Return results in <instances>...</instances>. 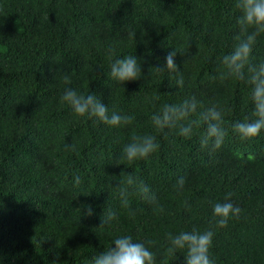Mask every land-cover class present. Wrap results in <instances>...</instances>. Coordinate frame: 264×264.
<instances>
[{"label": "trees", "instance_id": "16d2710c", "mask_svg": "<svg viewBox=\"0 0 264 264\" xmlns=\"http://www.w3.org/2000/svg\"><path fill=\"white\" fill-rule=\"evenodd\" d=\"M237 15L234 0H0V264H90L118 235L155 241L160 264H183L179 254H163L167 233L207 229L213 204L229 193L242 211L216 231L210 257L264 264V132L250 143L230 133L209 154L200 147L203 125L191 139L173 130L157 136L160 148L147 161L119 160L133 133H153L150 117L166 103L195 96L203 108L218 103L229 122L251 114L248 86L216 78ZM170 50L183 87L154 68ZM129 55L146 61L144 75L122 86L108 73ZM253 57L264 59V36ZM69 87L97 94L110 114L132 115L133 123L74 118L61 102ZM124 168L150 186L157 205L132 196L135 214L120 208L115 186ZM82 204L95 215L83 218ZM105 207L118 218L94 229Z\"/></svg>", "mask_w": 264, "mask_h": 264}, {"label": "clouds", "instance_id": "9594fccd", "mask_svg": "<svg viewBox=\"0 0 264 264\" xmlns=\"http://www.w3.org/2000/svg\"><path fill=\"white\" fill-rule=\"evenodd\" d=\"M234 7L238 12L235 18L234 44L230 52L219 58L216 78L221 82L240 81L248 86L251 114L243 120L229 122L226 120L225 110L218 103H211L203 108L195 96L180 103H166L150 117L154 134L133 133L121 150V162L132 165L137 161H147L160 148L157 136L166 137L173 130L179 136L191 139L196 129L203 125L204 131L199 136L200 147L206 149L209 154L221 149L230 133L240 143H250L264 132V59L256 61L253 57V48L258 38L264 36V0H234ZM176 56L177 52L170 50L165 57V63L154 68L157 73L167 72L169 79L175 80L176 87L179 88L183 87L184 78L175 63ZM145 62L133 55L118 58L111 64L108 75L117 84L124 86L128 82L142 79V65ZM61 102L71 108L74 118H87L110 127L131 125L135 119L132 115H122L115 110L110 114L108 105L93 92L84 95L69 87L64 90ZM199 108L203 110L198 112ZM196 114L199 115V120L193 118ZM66 148L74 150V145H66ZM248 159L253 157L249 155ZM121 165L123 166L118 163L116 166ZM119 177L123 179L115 187L121 209L129 210L131 215L135 214L131 210L132 196L139 197L147 204L157 205L156 194L143 180L125 168ZM74 182L77 185L81 183L79 175L74 177ZM184 185V177L178 178L176 190L182 191ZM231 195L229 193L222 202L213 204L207 229L201 231L193 227L191 230L167 233L163 254L175 260L179 254L183 257V264H215L210 257V249L216 231L227 227L230 220L238 219L242 211L232 203ZM185 205L187 206V202ZM79 208L83 210V218L95 215L91 204H82ZM118 215L117 209L105 207L100 216V224L94 229L110 226L117 220ZM155 243L141 242L131 235H118L110 246L91 258L90 264H160L157 254L152 250ZM53 264H56V261H53Z\"/></svg>", "mask_w": 264, "mask_h": 264}]
</instances>
